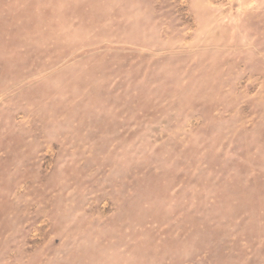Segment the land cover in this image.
<instances>
[{"label":"rangeland","instance_id":"1","mask_svg":"<svg viewBox=\"0 0 264 264\" xmlns=\"http://www.w3.org/2000/svg\"><path fill=\"white\" fill-rule=\"evenodd\" d=\"M0 264H264V0H0Z\"/></svg>","mask_w":264,"mask_h":264}]
</instances>
